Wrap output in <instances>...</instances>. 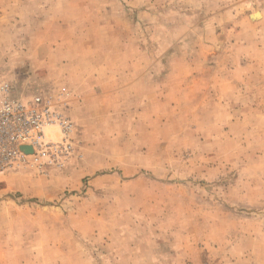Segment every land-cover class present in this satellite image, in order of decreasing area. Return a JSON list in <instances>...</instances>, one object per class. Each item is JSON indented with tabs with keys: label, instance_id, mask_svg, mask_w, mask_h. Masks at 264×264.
<instances>
[{
	"label": "rangeland",
	"instance_id": "rangeland-1",
	"mask_svg": "<svg viewBox=\"0 0 264 264\" xmlns=\"http://www.w3.org/2000/svg\"><path fill=\"white\" fill-rule=\"evenodd\" d=\"M0 80L74 123L0 174V264H264V0H0Z\"/></svg>",
	"mask_w": 264,
	"mask_h": 264
},
{
	"label": "built area",
	"instance_id": "built-area-1",
	"mask_svg": "<svg viewBox=\"0 0 264 264\" xmlns=\"http://www.w3.org/2000/svg\"><path fill=\"white\" fill-rule=\"evenodd\" d=\"M74 123L61 95L38 92L17 97L10 82L0 80V174L23 164L65 162L73 151ZM59 134V139L49 134ZM23 148H31L27 154Z\"/></svg>",
	"mask_w": 264,
	"mask_h": 264
},
{
	"label": "water",
	"instance_id": "water-1",
	"mask_svg": "<svg viewBox=\"0 0 264 264\" xmlns=\"http://www.w3.org/2000/svg\"><path fill=\"white\" fill-rule=\"evenodd\" d=\"M23 151H25L27 154L32 153V149L31 148H23Z\"/></svg>",
	"mask_w": 264,
	"mask_h": 264
},
{
	"label": "bare ground",
	"instance_id": "bare-ground-1",
	"mask_svg": "<svg viewBox=\"0 0 264 264\" xmlns=\"http://www.w3.org/2000/svg\"><path fill=\"white\" fill-rule=\"evenodd\" d=\"M259 17V16H258ZM256 18V17H255ZM52 135V134H49V136ZM34 153V151L32 150V153H30L31 155Z\"/></svg>",
	"mask_w": 264,
	"mask_h": 264
}]
</instances>
